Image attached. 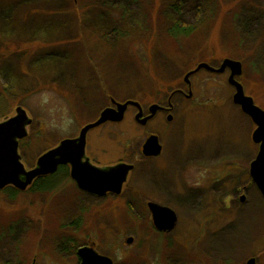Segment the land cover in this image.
I'll list each match as a JSON object with an SVG mask.
<instances>
[{
  "label": "rangeland",
  "instance_id": "obj_1",
  "mask_svg": "<svg viewBox=\"0 0 264 264\" xmlns=\"http://www.w3.org/2000/svg\"><path fill=\"white\" fill-rule=\"evenodd\" d=\"M72 1L67 5L51 0H0V122L14 116L18 107L32 118L29 136L20 143L27 169L59 142L77 136L103 104L101 94L81 88L85 77L73 68L89 64L99 84L109 87L96 71L99 55L90 53L94 48L119 54L129 74L137 69L140 86L135 90L146 101L147 94L160 91L162 82L173 87L200 61L213 65L226 59L237 61L242 74L236 80L264 110V0H128L126 8L104 0L97 8L103 23L90 29L85 26L83 3H76L77 16ZM56 22H63V29L57 31L61 26ZM20 26L30 31L24 28L27 32L20 34ZM73 50L78 55L72 58ZM227 81L226 75L218 77L205 95L219 108L209 106L202 110L205 116L193 115L190 121L197 124V119L210 118L206 112L212 114L217 131L207 141V154L234 162L212 174L230 178L200 193L202 200L196 206H192L194 194L183 192L181 198L165 200L159 193L157 197L178 211L179 225L173 233L158 237L151 229L146 200L135 206L120 199L82 203L72 199L75 194L68 177H50L26 193L0 190V264H78L77 250L88 242L116 264H247L252 257L264 264V197L248 175L259 152V145L251 140L256 125L232 101L235 89L226 87ZM121 89L126 90L120 87L117 96ZM250 89L259 96L250 95ZM86 100L94 105L89 107L91 112L79 109ZM114 101L109 97L108 104ZM129 113L121 123H107L88 134L87 152L100 167L122 157L137 139ZM109 135L116 142H110ZM166 143L173 147L170 138ZM223 146L227 155L216 154ZM183 163L167 174L169 182L186 173ZM145 184L137 179L145 196L152 195ZM129 237L135 242L127 247Z\"/></svg>",
  "mask_w": 264,
  "mask_h": 264
},
{
  "label": "flooded vegetation",
  "instance_id": "obj_2",
  "mask_svg": "<svg viewBox=\"0 0 264 264\" xmlns=\"http://www.w3.org/2000/svg\"><path fill=\"white\" fill-rule=\"evenodd\" d=\"M222 63L223 61L222 62L220 61L217 64L213 65L208 61H200L197 64H195L192 68H190L188 71H185L176 81H174L173 87L171 86L170 88H168L165 82H162L161 85L164 90L161 87L159 92L153 91L147 94V101L145 100L146 98L134 99L133 101L137 102L138 105L129 106L125 111L124 119L126 117L127 112L128 113L130 112L129 111L130 107H133L134 110L131 111L129 114L130 117H132L133 120L135 121L136 129L138 130L137 139L133 140L132 146L130 148L128 149L125 148V154L122 157H120L118 160L115 161L111 160L109 163L106 164V167H100V164L98 160H96L95 156L91 154L90 151L87 152V150H90V148H88L87 139H86V152L83 162L89 160L90 164L93 167L98 168L100 170H103V168H112L118 165H122L124 167L126 166L131 167L127 173L126 180L122 186V190L120 193H116L113 191H108L105 193H102L100 191L92 192L80 188L78 183L72 178V174H71L72 166L69 164L60 165L54 174L37 179L25 191H20L12 186H8L2 190L13 189L18 193H26L32 190V188L36 186L39 182L44 181V179H49L50 177L51 178L68 177L73 185L71 187L73 188V190L72 189L71 190L74 191L75 194L74 197L72 198L73 200H77L80 202L89 200L90 202L94 201L92 203L95 204L98 203L106 204L107 201L120 199L126 205L129 206H135L139 203H142L143 200H146L147 208L151 217V225L153 226L151 229L158 235V237H162L163 235H170L178 228L179 215H178V211L174 209L171 205H169L170 204L169 202L165 201L167 198L170 197L181 198L182 196L185 195L183 194V192L184 193L186 192L190 195L194 194L195 198H193L192 206H196L198 205L200 200H202V196L199 195L200 193H203L204 190L212 191L217 186H219L221 182H223L222 180H224L225 177L226 179L230 178V176L228 175L219 178L218 175L214 176L212 174V170L214 169H220L225 165L229 166L234 164L232 160L223 159L222 161L220 160L221 161L220 162L217 159V156L209 157L207 154V148H206L207 141H210L209 139L217 131L216 130L217 126L215 128L214 122H212L211 119L212 114L206 112V114L210 118L207 119L206 121L205 120L201 121L200 119H197L198 122L197 124L196 123L193 124L192 121H190V117H192L193 115H197L199 117L205 116L202 114L204 113L202 112V110H209L208 109L209 106H210L209 108L212 109L213 107L219 108L218 105L213 106L212 99L205 98L209 85H213L214 83H217L218 77L225 75L228 76V81L226 83L227 86L225 84H221V85L231 88L232 91L233 89H235L229 83V78L232 73L230 69H226L222 73L213 72L208 68H202L197 71L198 67L201 64H208L211 68L218 70L221 68ZM192 72L193 74L187 77ZM165 86L167 87L166 90H165L166 88ZM232 101H233V96H232ZM125 102L127 101L120 103H125ZM222 105H225V103H222ZM155 106L156 109H153ZM110 107L116 108V106L112 102L110 104H107L93 120L83 125L82 129L88 124L95 123L100 118L102 112ZM140 113L142 114V117L137 119V116ZM207 115L206 117L208 118ZM146 119L147 121L143 124L142 121ZM108 123H114V122H108ZM103 125L96 127L94 129L100 128ZM92 130H90L89 133ZM79 134L75 137L68 139H76L78 138ZM152 136L158 137L162 150L158 156L148 157L144 154V146L147 143L148 139ZM166 138L167 139L170 138L172 140V146H173L172 148L171 147L168 148V145L166 143ZM108 139L110 140V142L113 143L114 141L116 142V139H114L111 135H109ZM251 140H252V136H251ZM59 144L60 142L55 147H57ZM202 146L204 147L200 150L196 149L195 152L191 151V148L193 147H202ZM224 148L225 147L223 146V148L221 149L222 151H218V152L216 151V154H218L219 152H224ZM190 151L193 154L186 155L187 153H190ZM19 152L20 154H22L20 145H19ZM88 154L90 155V157L88 156ZM222 155H227V154L225 153ZM183 158L186 159L185 163L181 162ZM157 159H159L160 162H158ZM22 161H23V156H22ZM180 163H183V165L185 164L184 171H186V173L185 174L181 173L180 178L178 177V180L176 178L172 180L169 179L171 180L169 182L167 179V174L171 172L173 166H175L176 164L180 165ZM250 168L248 175H250ZM201 169H206V172L203 173ZM190 171H192L190 175H187V173H189ZM207 172L211 174H208ZM172 173H176V172L173 171ZM139 178L144 179L148 192L152 193V195L149 194L145 196L143 191L144 188L142 186L140 187L137 186V179ZM155 189H158L157 191L158 194L155 193ZM138 191H141V193H139ZM159 193H162L160 195L162 197H165L164 198L165 200H163L160 197H157ZM231 200H233L232 197ZM240 200L244 202L246 198L241 196ZM150 203H155L160 206L169 207L176 212L177 224L176 227L171 232H160L156 229L153 220V215L148 207ZM130 238L133 239V243L129 245L127 244V241ZM128 239L125 241V246L127 247L133 245L135 242V239L133 237H129ZM84 247L93 248L98 254H100L97 251L96 245L92 242H88L82 245L80 248H84ZM80 248L77 250V256L79 260L78 264H82L81 258L79 256ZM252 258L256 259L258 264V260H257L258 258L257 257L256 258L252 257ZM112 261L113 264H116L113 259Z\"/></svg>",
  "mask_w": 264,
  "mask_h": 264
},
{
  "label": "water",
  "instance_id": "obj_3",
  "mask_svg": "<svg viewBox=\"0 0 264 264\" xmlns=\"http://www.w3.org/2000/svg\"><path fill=\"white\" fill-rule=\"evenodd\" d=\"M202 68H208L216 73H222L226 69H230L232 72L229 83L235 88L233 102L240 106L256 125L252 140L259 145V152L251 164L250 176L264 197V110L255 104L252 97L245 94L243 86L236 80L242 74V64L226 59L218 70L211 68L208 64H201L197 71ZM191 74L193 72L187 77ZM113 104L116 108L105 109L95 123L88 124L81 130L78 138L64 140L54 149L41 155L36 166L31 170H28L22 161L19 145L29 136V128L33 121L24 108L18 107L14 116L0 122V190L12 186L20 191H25L37 179L54 174L60 165L69 164L72 166V178L80 188L92 192L113 191L120 193L131 167L118 165L100 170L93 167L89 160L83 162L89 131L108 122L123 121L127 108L138 105L133 100L125 103L114 101ZM153 109H156V106ZM141 117L140 113L137 119ZM146 121L147 119L142 123L144 124ZM161 150L162 147L156 136L150 137L144 146V154L148 157L158 156ZM148 207L158 231L171 232L176 227L177 215L174 210L155 203H150ZM132 243L133 239H128L127 244ZM79 256L82 264H113L112 259L98 254L90 247L80 248ZM247 264H257V261L252 258Z\"/></svg>",
  "mask_w": 264,
  "mask_h": 264
},
{
  "label": "crops",
  "instance_id": "obj_4",
  "mask_svg": "<svg viewBox=\"0 0 264 264\" xmlns=\"http://www.w3.org/2000/svg\"><path fill=\"white\" fill-rule=\"evenodd\" d=\"M44 1L46 2L48 0H44ZM51 1L52 2L57 1L59 3H67V5H68V3L72 0H51ZM99 1L104 2V0H77V2L72 1L71 7H73L74 12L76 14H77V10H75L77 7L76 3L77 4L79 2L83 3L81 11L84 12L83 14H84V18L86 21V23H85L86 28H89V29L91 27L95 28L99 25L101 26L103 23V20H104V19H102L103 14L101 11H98V9H97L99 7L98 6ZM106 1L107 0H105V3L109 2V1H107V2ZM114 1H115V4H118L124 8H126L128 2H129L128 0H114ZM77 16H78V14H77ZM56 25L62 27L63 22H56ZM61 27H57L56 28L57 31H59V28L63 29V27L62 28ZM24 28H26L28 31H30V29H28L27 27L20 26V28H19L20 34H22L21 31H23V30L26 31V29H24ZM41 29H43V28L41 27ZM44 29L46 30L47 27H44ZM26 32L24 33V35L26 34ZM84 40H87V39H84ZM94 49H91L90 53L94 54V51H97V53L99 55L98 62L94 58V60L97 63L96 71H97V73L99 72L98 75H100V77L107 79L108 84H110V85H109V87H106V88L102 87L101 84H99L100 80H98V78L97 79L94 78L95 73L92 72V70H91L92 67L89 64L88 65L86 64V66L76 64L73 67L75 70L74 73L80 72L82 74V76L85 77V83L81 82L79 84V85H82L81 88H83V89L90 88L92 93H98L99 95L101 94V98L104 101L101 106L99 105L95 109L96 111L94 110L92 118L90 116V119L85 124H87L89 121L93 120L99 114V112L108 104L109 97L114 98L118 102H124V101H129V100L141 98L140 97L141 91L140 90L138 91V89L135 90V87L140 86L139 80L138 81L136 80V78L138 79L137 69L134 67L133 69H131V74H129V70L127 71L128 68L124 64L125 59L121 58L119 54H117L116 52H114L110 49L103 51V53L99 49H95V50ZM75 51H77V50L71 51L70 56L72 58L75 57V55H78ZM87 61L86 60L84 61V59H83V62H87ZM126 73H127V75H126ZM133 78L135 80H133ZM91 79H95L94 80L95 82L94 83L90 82ZM131 80L133 81V83L131 82ZM135 81H136V83H135ZM131 86H132V88H131ZM120 87L123 89H126V90L121 89V91H123L120 94L121 96H117L116 90L120 89ZM129 87L131 88V90H129ZM133 87H134V90H133ZM86 102H88V103H82L81 106H83V107H79V109L82 110L84 108H88V110L90 111L89 107H91V108L94 107V105H91L92 104L91 102H89L87 100H86ZM89 115H91V114H89Z\"/></svg>",
  "mask_w": 264,
  "mask_h": 264
},
{
  "label": "trees",
  "instance_id": "obj_5",
  "mask_svg": "<svg viewBox=\"0 0 264 264\" xmlns=\"http://www.w3.org/2000/svg\"><path fill=\"white\" fill-rule=\"evenodd\" d=\"M189 29H191V28L189 27ZM180 30H181V31H186V30H187V28H183V29H181V28H180ZM249 92H250V95L254 96L255 98H256V97H258V96H259V94H260L259 92H257V93H256V92H255V91H253L252 89H250V91H249ZM256 94H258V96H257ZM263 96H264V95H263Z\"/></svg>",
  "mask_w": 264,
  "mask_h": 264
}]
</instances>
